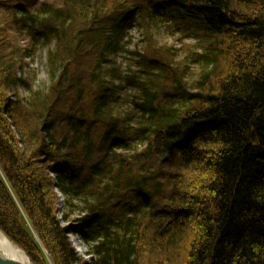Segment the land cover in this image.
Returning <instances> with one entry per match:
<instances>
[{"label":"trees","instance_id":"16d2710c","mask_svg":"<svg viewBox=\"0 0 264 264\" xmlns=\"http://www.w3.org/2000/svg\"><path fill=\"white\" fill-rule=\"evenodd\" d=\"M38 1H0L5 236L33 264H264V0ZM134 22L197 41L195 91L182 62L136 51L146 81L121 76Z\"/></svg>","mask_w":264,"mask_h":264},{"label":"rangeland","instance_id":"374dc122","mask_svg":"<svg viewBox=\"0 0 264 264\" xmlns=\"http://www.w3.org/2000/svg\"><path fill=\"white\" fill-rule=\"evenodd\" d=\"M1 1V0H0ZM9 1V0H2ZM42 0H39L40 2ZM48 1V0H47ZM50 1H59V0H50ZM2 16V11L0 12V19ZM132 26V28L130 27ZM128 28V31L131 35L132 40L129 38V44L127 45L125 51L120 50L116 55H111V63H116L117 66L120 67V74L125 80H129L130 78H139L141 81H146V74L141 73L142 68L138 65L139 56L134 55L132 52L136 51L143 57L150 58L152 60H158L159 57L164 59L165 61H173L177 64L178 69L181 66L185 68V77L181 79L180 86L186 91H195L196 83L201 80L200 76V65L195 64L188 57L192 56V53L198 52L200 49L197 46V41L191 39H186L183 35H173L169 32H164L161 29L157 28L156 33L153 36L148 38L147 32L142 26L139 24L135 25V22L132 23ZM19 42L22 45L29 44V37L27 34H19L17 36ZM151 46H150V43ZM37 51L33 55L32 58L26 59L28 61L27 66H25V70L27 74H30L31 82H33L34 88L38 89V87H46L49 84L48 78V70L46 69L47 63V52L49 48L37 46ZM157 57V58H156ZM183 65H179L181 63ZM110 63H106L103 65V68H107ZM141 70V71H140ZM157 71V70H155ZM107 74V70L105 71ZM138 75V76H137ZM137 76V77H136ZM166 91L172 90L176 93L177 86L173 83V79L170 78L167 82H163ZM175 86V88L173 87ZM174 89V90H173ZM133 92H136L135 88L130 84L129 81L124 83V86L121 88V91L117 93V96L121 98V105L124 111L131 110L129 105L122 104L124 102L123 99H126ZM189 93V92H188ZM183 99L185 95H182ZM118 99V98H117ZM180 105L181 103H176L175 105ZM135 114V113H133ZM137 114L134 115L133 120L136 119ZM60 197V202L64 200L65 196L62 194H58ZM64 202H61V206ZM25 225L28 226V223L25 219ZM29 227V226H28ZM72 240L77 252L79 253L82 260L92 261L95 256L90 257L86 255V249L83 245V242L80 240L79 236L71 235ZM47 253V252H46ZM47 258H49L47 256ZM50 259V258H49ZM51 264L52 260L50 259ZM82 264V263H78Z\"/></svg>","mask_w":264,"mask_h":264},{"label":"bare ground","instance_id":"6f19581e","mask_svg":"<svg viewBox=\"0 0 264 264\" xmlns=\"http://www.w3.org/2000/svg\"><path fill=\"white\" fill-rule=\"evenodd\" d=\"M0 251L3 252L6 256L14 258L20 261H30L26 252L23 249H20L12 240L7 238L5 234L0 229Z\"/></svg>","mask_w":264,"mask_h":264},{"label":"water","instance_id":"95a60500","mask_svg":"<svg viewBox=\"0 0 264 264\" xmlns=\"http://www.w3.org/2000/svg\"><path fill=\"white\" fill-rule=\"evenodd\" d=\"M0 264H33L30 261H20V260H16L14 258H10L8 256H6L5 254H3L2 251H0Z\"/></svg>","mask_w":264,"mask_h":264}]
</instances>
